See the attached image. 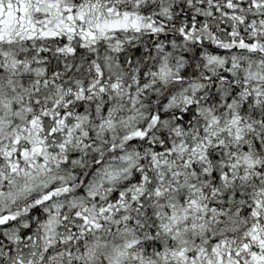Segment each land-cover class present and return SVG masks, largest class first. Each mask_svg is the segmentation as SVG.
Here are the masks:
<instances>
[{
    "label": "snow or ice",
    "instance_id": "1",
    "mask_svg": "<svg viewBox=\"0 0 264 264\" xmlns=\"http://www.w3.org/2000/svg\"><path fill=\"white\" fill-rule=\"evenodd\" d=\"M0 264H264V0H0Z\"/></svg>",
    "mask_w": 264,
    "mask_h": 264
}]
</instances>
